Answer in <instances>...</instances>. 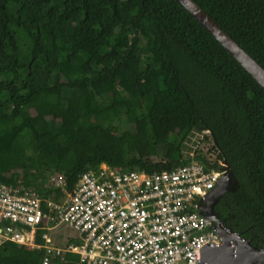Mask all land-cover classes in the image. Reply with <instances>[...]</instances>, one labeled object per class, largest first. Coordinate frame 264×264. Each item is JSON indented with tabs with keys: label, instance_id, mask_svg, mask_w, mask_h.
Segmentation results:
<instances>
[{
	"label": "trees",
	"instance_id": "trees-1",
	"mask_svg": "<svg viewBox=\"0 0 264 264\" xmlns=\"http://www.w3.org/2000/svg\"><path fill=\"white\" fill-rule=\"evenodd\" d=\"M195 1L264 67V0ZM206 130L238 182L215 214L264 249V87L185 7L0 0V180L48 196L51 171L72 187L102 163L149 173L192 159L212 166L199 150L186 155L185 141ZM44 254L8 241L0 264H43Z\"/></svg>",
	"mask_w": 264,
	"mask_h": 264
},
{
	"label": "built area",
	"instance_id": "built-area-1",
	"mask_svg": "<svg viewBox=\"0 0 264 264\" xmlns=\"http://www.w3.org/2000/svg\"><path fill=\"white\" fill-rule=\"evenodd\" d=\"M211 162L153 173L102 163L72 187L52 172L48 196L21 180H0V245L43 248V264H64L69 253L78 264H200L206 247L229 240L236 250L248 240L201 212L226 173L224 159ZM62 227L75 234L63 240Z\"/></svg>",
	"mask_w": 264,
	"mask_h": 264
},
{
	"label": "water",
	"instance_id": "water-1",
	"mask_svg": "<svg viewBox=\"0 0 264 264\" xmlns=\"http://www.w3.org/2000/svg\"><path fill=\"white\" fill-rule=\"evenodd\" d=\"M185 7L249 72L252 77L264 87V67L253 58L229 33H227L195 0H177ZM226 173L221 177L218 185L204 198L205 205L201 212L218 220L215 205L229 190H236L238 182L231 173L228 161ZM217 247H206L200 264H264V249L250 245L246 241L236 250L232 249L229 240Z\"/></svg>",
	"mask_w": 264,
	"mask_h": 264
},
{
	"label": "rangeland",
	"instance_id": "rangeland-1",
	"mask_svg": "<svg viewBox=\"0 0 264 264\" xmlns=\"http://www.w3.org/2000/svg\"><path fill=\"white\" fill-rule=\"evenodd\" d=\"M28 18V15L26 16ZM29 19V18H28ZM40 72L41 69H38ZM83 93L88 92V88L83 86L82 87ZM34 99V98H33ZM207 138L205 141L201 142V139ZM190 149H187L186 155L193 156L196 152V150H199L203 154L206 155V158L211 161H217L218 160V150L214 147V140L210 134L209 130L203 131V132H193L191 136L185 141ZM133 146V144H131ZM37 155L41 157L43 155V152L39 150L37 152ZM42 159V158H41ZM154 159L158 160L160 157L154 156ZM54 168V167H53ZM52 168L50 167V170ZM18 173H21L20 171H17ZM54 171H51V173ZM20 179H24L25 176L19 177ZM62 239H66L67 237L74 235V230L70 228H64L62 227ZM242 246V244L239 245V247Z\"/></svg>",
	"mask_w": 264,
	"mask_h": 264
},
{
	"label": "flooded vegetation",
	"instance_id": "flooded-vegetation-1",
	"mask_svg": "<svg viewBox=\"0 0 264 264\" xmlns=\"http://www.w3.org/2000/svg\"><path fill=\"white\" fill-rule=\"evenodd\" d=\"M217 205V204H216ZM216 205H215V207H216Z\"/></svg>",
	"mask_w": 264,
	"mask_h": 264
},
{
	"label": "bare ground",
	"instance_id": "bare-ground-1",
	"mask_svg": "<svg viewBox=\"0 0 264 264\" xmlns=\"http://www.w3.org/2000/svg\"><path fill=\"white\" fill-rule=\"evenodd\" d=\"M232 248V247H231ZM233 249V248H232Z\"/></svg>",
	"mask_w": 264,
	"mask_h": 264
}]
</instances>
